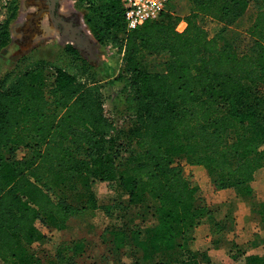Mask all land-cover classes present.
Listing matches in <instances>:
<instances>
[{
  "label": "trees",
  "instance_id": "obj_1",
  "mask_svg": "<svg viewBox=\"0 0 264 264\" xmlns=\"http://www.w3.org/2000/svg\"><path fill=\"white\" fill-rule=\"evenodd\" d=\"M79 1L95 40L122 55L116 110L127 125L118 129L105 114L100 85L83 77L92 64L75 47L65 49L73 56L67 66L49 65L47 88L33 67L0 74V261L44 264L37 254L45 238L38 223L48 231L63 229L98 209L122 219L120 200L101 204L92 190L96 181H106L117 183L126 205L157 201L144 231L107 227L106 243L118 252L109 251L107 263L187 264L198 258L209 264L205 253L191 248L207 207L197 182L176 160L204 167L213 190L235 188L264 222V199L254 197L252 186L264 167V101H248L250 93L264 90V7L247 27L251 49L239 53L226 30L247 0H188L186 13L167 7L132 30H126L120 0ZM18 6V0H0V52ZM181 20L186 25L178 31ZM207 21L219 24L213 34ZM161 53L164 70L150 71L146 59ZM18 149L25 154L15 158ZM85 247L83 238L63 242L46 264L81 262ZM246 259L264 264V255Z\"/></svg>",
  "mask_w": 264,
  "mask_h": 264
},
{
  "label": "rangeland",
  "instance_id": "obj_2",
  "mask_svg": "<svg viewBox=\"0 0 264 264\" xmlns=\"http://www.w3.org/2000/svg\"><path fill=\"white\" fill-rule=\"evenodd\" d=\"M247 1V5L242 14L233 23L228 25L226 30L227 41L230 42L239 53H244L251 49L253 39L247 33V27L251 24L257 9L260 6L264 7V0ZM18 2L17 14L10 20L8 25L9 41L0 52V74L7 70H12L15 73L23 71L26 67H33L37 70V73L40 74L41 79H46V81H44V86L47 88L50 82V77L47 76V68L52 64L67 66L72 61L73 56L66 52L65 49L70 46L75 47V44L71 42L65 44L58 42L56 32H52L51 30L45 31L48 33L46 36L40 34L38 31L31 40L23 24L25 12L27 11L25 9L26 4L23 0H18ZM65 6L69 9L79 11L82 16L83 29L89 38L87 49L79 50L75 47L80 55L88 59L92 64V69H90L88 73H85L83 77L94 80L100 85L104 99L105 114L113 118L118 129H125L127 125L126 119L116 110L120 105L119 94L123 85V81L117 79L122 69V55L115 47L101 45L95 40L84 21L81 7L82 3L79 0H67ZM168 9L184 14L189 10V1L171 0ZM2 15L3 13L0 10V19ZM206 27L209 32L213 34L218 30L219 24L214 21H207ZM165 58L166 55L164 53L152 55L146 59V67L150 71L161 72L164 70L163 63ZM37 61L43 62L39 65H35ZM43 66L45 69L42 68ZM248 101L263 104L264 90L261 89L250 93ZM121 140L123 141L124 138L121 137ZM24 154L25 149H18L14 156L15 158H20ZM176 162L185 174L191 175L195 179L199 187L197 196L200 203L204 204L205 200H209V194L213 191L212 180L208 171L204 167L191 164L182 157L178 158ZM255 175L256 177L252 182L254 189L253 195L257 200H262L264 199V167L260 168ZM92 190L95 192L101 204L111 203L113 199L120 200L124 207L122 212L120 211L122 213V219H114L112 218L113 214L106 215L102 209H98L95 214L89 218L83 220H69L66 227L63 229L48 231L43 225L38 223V226L45 234V238L38 243L39 250L37 254L44 264L54 258L60 244L79 238L85 240L86 256L83 261L80 262L77 260L75 264H110L107 263L109 251L113 252L115 255L118 252L111 248L109 243H106V239L111 238L109 231H106L107 227L109 229L116 225H128V227L140 228L144 231L147 225L154 220L152 217V208L157 205V201L149 200L145 202L144 206L140 207L136 205H126V195L122 193L117 183L114 182L96 181L92 184ZM249 202L251 203L253 215L257 218V222H263L260 220L259 214L253 209L252 202ZM146 205L149 206L146 207ZM261 233L263 235L264 230H262ZM250 241H255L252 235H250V238H247L244 245H249ZM191 248L193 249V246H191ZM205 255L206 257L204 258H206L209 264H254L247 261V256L242 257L240 254H232V252L229 251L223 253V255H212L209 252ZM0 264L3 263L0 261ZM187 264H202V262L196 258L190 259Z\"/></svg>",
  "mask_w": 264,
  "mask_h": 264
},
{
  "label": "crops",
  "instance_id": "obj_3",
  "mask_svg": "<svg viewBox=\"0 0 264 264\" xmlns=\"http://www.w3.org/2000/svg\"><path fill=\"white\" fill-rule=\"evenodd\" d=\"M205 205L208 213L200 218L196 226L191 240L193 250L212 255H223L227 251L242 257L264 255V234L261 233L264 222H257L251 203L235 188L213 190L209 194V200H205ZM250 235L255 241L244 245Z\"/></svg>",
  "mask_w": 264,
  "mask_h": 264
},
{
  "label": "flooded vegetation",
  "instance_id": "obj_4",
  "mask_svg": "<svg viewBox=\"0 0 264 264\" xmlns=\"http://www.w3.org/2000/svg\"><path fill=\"white\" fill-rule=\"evenodd\" d=\"M23 1L27 10L23 24L31 40L38 31L46 36L45 31L51 30L56 32L58 42H71L79 50L87 49L89 38L83 29L82 16L79 11L65 6L67 0Z\"/></svg>",
  "mask_w": 264,
  "mask_h": 264
},
{
  "label": "built area",
  "instance_id": "obj_5",
  "mask_svg": "<svg viewBox=\"0 0 264 264\" xmlns=\"http://www.w3.org/2000/svg\"><path fill=\"white\" fill-rule=\"evenodd\" d=\"M171 0H120L124 9L126 30H132L149 20L158 18L168 7ZM186 23L181 20L177 30L182 31ZM182 26V27H181Z\"/></svg>",
  "mask_w": 264,
  "mask_h": 264
}]
</instances>
